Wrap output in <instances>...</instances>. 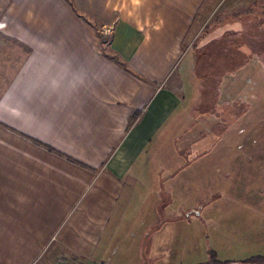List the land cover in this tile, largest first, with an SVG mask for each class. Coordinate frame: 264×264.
Returning a JSON list of instances; mask_svg holds the SVG:
<instances>
[{"label": "crops", "instance_id": "1", "mask_svg": "<svg viewBox=\"0 0 264 264\" xmlns=\"http://www.w3.org/2000/svg\"><path fill=\"white\" fill-rule=\"evenodd\" d=\"M208 1L11 0L0 29L21 51L0 94V264L48 251L102 264L128 207L171 204L182 170L233 128L244 136L264 96V39L249 35L264 31V0L224 14L241 28L199 48Z\"/></svg>", "mask_w": 264, "mask_h": 264}, {"label": "rangeland", "instance_id": "2", "mask_svg": "<svg viewBox=\"0 0 264 264\" xmlns=\"http://www.w3.org/2000/svg\"><path fill=\"white\" fill-rule=\"evenodd\" d=\"M253 2L209 0L200 14L199 25L203 29L213 24L202 36L200 47L219 36L220 28L225 25L227 30L240 29V15L222 16ZM10 3L11 0H0V25ZM252 16L258 19L255 13ZM249 35L264 39L262 30H251ZM102 40L110 41L109 33ZM20 51L0 29V94L17 69L16 55ZM256 81L259 90L258 83L264 80L258 76ZM261 92L254 102L255 108L239 124L247 126L244 136L238 138V128H233L232 139L220 143L213 155L202 159L199 170H182L176 182L185 189L176 190V185H168L174 188L171 204L164 201L165 206L160 208L157 197H151L126 209L107 240L102 264H206L213 255L221 262L238 264L264 259V96ZM208 143L200 146L201 151L212 145V141ZM146 171L152 174L149 187H157L155 174L162 170L152 165ZM199 207L200 216L197 213L188 216ZM173 213L176 215L171 217ZM38 264H79V260L64 252L48 251Z\"/></svg>", "mask_w": 264, "mask_h": 264}, {"label": "trees", "instance_id": "3", "mask_svg": "<svg viewBox=\"0 0 264 264\" xmlns=\"http://www.w3.org/2000/svg\"><path fill=\"white\" fill-rule=\"evenodd\" d=\"M221 29V33H220V35L219 36H217L215 39H217V38H219L221 35H223L224 34V32L226 31V30H224L223 28H220ZM214 39V40H215ZM212 41H213V39H212ZM211 42V41H210ZM209 42V43H210ZM206 44H208V42L206 43ZM205 44V45H206ZM199 48H201V47H199ZM227 80H230V77L229 76H227ZM222 88H225V84H224V87H222ZM220 122H221V120L220 119H218ZM172 215V214H171ZM241 264H264V259H261V258H258V259H256V260H249V261H243V262H240ZM206 264H238V263H234V262H230V261H228V262H221L220 260H218V259H216L215 258V256L213 255V259H212V261L211 262H209V263H206Z\"/></svg>", "mask_w": 264, "mask_h": 264}, {"label": "flooded vegetation", "instance_id": "4", "mask_svg": "<svg viewBox=\"0 0 264 264\" xmlns=\"http://www.w3.org/2000/svg\"><path fill=\"white\" fill-rule=\"evenodd\" d=\"M200 211H201V209H200ZM198 212H199V211H195L194 213H197V215H198ZM199 213H200V212H199ZM198 216H199V215H198Z\"/></svg>", "mask_w": 264, "mask_h": 264}, {"label": "water", "instance_id": "5", "mask_svg": "<svg viewBox=\"0 0 264 264\" xmlns=\"http://www.w3.org/2000/svg\"><path fill=\"white\" fill-rule=\"evenodd\" d=\"M200 213L198 212V215H199ZM189 216V215H188Z\"/></svg>", "mask_w": 264, "mask_h": 264}]
</instances>
